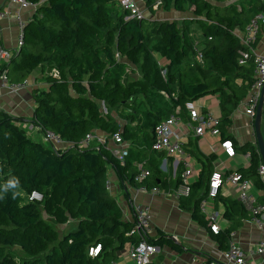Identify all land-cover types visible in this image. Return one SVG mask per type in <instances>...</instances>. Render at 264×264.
Segmentation results:
<instances>
[{"label": "trees", "instance_id": "16d2710c", "mask_svg": "<svg viewBox=\"0 0 264 264\" xmlns=\"http://www.w3.org/2000/svg\"><path fill=\"white\" fill-rule=\"evenodd\" d=\"M138 2L153 15L155 10L174 9L186 16L180 22L147 14L138 18L119 0H45L24 25L21 47L2 64L1 72L6 71L11 83L24 82L41 68L47 87L33 92L31 121L43 136L52 131L66 146L34 139L20 126V118L0 108V264H107L129 243H137L135 220L124 218L118 198L107 188L109 170H115L127 194V184L177 188L179 180L163 174V154L152 146L156 126L187 100L216 95L222 138H233L228 129L234 112L254 81L252 60L239 63L244 48L240 32L255 16L264 15V0ZM195 26L202 32L199 42L193 37ZM263 34L264 20L259 41ZM137 71L140 76H133ZM92 132L108 137L120 133L130 145L124 162L107 143L85 146L82 142ZM187 150L201 168L191 194L180 198V207L225 250L247 211L238 199L220 197L226 203L223 215L233 223L217 234L210 230L200 204L207 197L218 153L204 154L192 139ZM249 150L251 165L238 171L264 189L257 173L260 154L251 141L238 146L241 153ZM139 163L151 172L142 181L136 180ZM12 177L18 178L19 189L3 192ZM14 191L22 194L13 198ZM34 191L43 194V201L30 200ZM70 220L77 225L62 236L51 224ZM147 239L182 247L162 230ZM99 244L98 256L90 255ZM16 247L25 256L18 257L12 251Z\"/></svg>", "mask_w": 264, "mask_h": 264}, {"label": "built area", "instance_id": "2783aa9c", "mask_svg": "<svg viewBox=\"0 0 264 264\" xmlns=\"http://www.w3.org/2000/svg\"><path fill=\"white\" fill-rule=\"evenodd\" d=\"M45 0H41L44 2ZM39 2V3H41ZM39 3H34L29 0H6L0 9V20L15 16L19 25V48L23 44V29L28 19L36 11ZM121 7L128 10L131 16L144 18L146 11L141 8L138 0H119ZM159 4V3H158ZM158 4L155 8L158 7ZM17 6L16 11L14 7ZM25 11H28L30 16H24ZM264 20V15L259 14L255 16L240 32V39L244 46L240 51L239 63L244 65L252 60L254 64V81L251 85L248 96L241 102L245 114L247 115L249 126L254 134V140L251 142L255 147V152L261 156V162L257 167L258 176L264 181V162L255 136V116L261 97L264 98V52L257 51V45L260 44L259 33L261 29V22ZM199 60H202V54L199 52ZM11 59V53L4 46L0 45V80L4 87L9 88L13 92H17L22 87L27 85V80L22 83H11L6 71L1 72L2 64ZM165 73V72H163ZM239 105V106H240ZM185 111L186 116L182 115ZM262 122L264 123V102ZM222 118L221 115H216L213 111L202 110L194 100H187L184 106L176 108L168 118L160 122L154 131V142L152 148L158 153L163 154L161 159L160 169L168 179L179 180L178 187L173 189V192L178 198L187 197L191 194L192 184L197 180L199 169L197 167V160L187 150L189 141L195 140L199 143V139L205 138L207 135L217 137L218 145L213 146V152L218 153V149L226 156L227 159L237 160L236 157L240 154L244 159V165L249 167L252 160V152L249 150L245 153L238 151V139L227 137L222 138ZM230 128V126H229ZM229 130V129H228ZM264 136V134H263ZM44 141H48L55 147L64 146V141L52 131H47L44 134ZM107 143L113 154L124 162L129 154V142L125 141L120 133L113 134L108 137L101 132H92L87 134L83 140L85 146H89L92 142ZM217 161V160H216ZM214 162V171L212 172L209 185L207 189V197L201 201L200 209L204 213L210 230L217 234L222 229L231 226L228 221L227 227L221 223L226 218L223 213L216 209L214 201L222 196H230L232 194L231 187L235 188L237 199L243 204L245 210L249 213L250 221L256 224L259 228L264 229V189L259 188L253 179L245 177L237 169H229L227 163L223 160ZM140 173L136 180L142 181L150 176L149 169H144L143 163H139ZM107 188L111 191L112 182L107 180ZM141 191H150L158 193L161 191L159 187L148 188L145 185L137 187ZM30 200L43 201V194L34 191L30 195ZM133 218L135 225L133 232L137 233L140 240L137 243H129L126 251L122 256L107 264H151L154 256L161 251V246L155 244L147 239L151 231V215L148 207L135 206ZM129 220V219H126ZM235 231L230 234L229 245L227 249L215 252L214 258L208 264H246V255L259 254L264 256V238L259 240L257 244L249 247L245 251L234 240ZM152 237V236H151ZM177 237H173V240ZM101 251V245H97L90 249V255L98 256Z\"/></svg>", "mask_w": 264, "mask_h": 264}, {"label": "crops", "instance_id": "0c3cea01", "mask_svg": "<svg viewBox=\"0 0 264 264\" xmlns=\"http://www.w3.org/2000/svg\"><path fill=\"white\" fill-rule=\"evenodd\" d=\"M5 1L6 0H0V9ZM16 8L17 6L13 8L14 11H16ZM159 12L160 11L153 15V18L159 19V17H157ZM165 12H167L166 14H170L172 16L170 18H163L166 20H177L179 19L178 15L181 14L174 9ZM23 13L27 18L30 16L28 11ZM161 14L164 15L165 13L163 12ZM19 32V25L14 15L0 20V45L9 50L11 58L13 57L14 52L19 49H13L14 45H17L18 43ZM12 50L14 51L12 52ZM42 77L43 73L41 68L35 70V72L27 79V85L22 87L17 92H13L9 88L4 87L0 80V108L13 116L20 118L19 124L26 131V133L34 139L43 142V134L31 121L36 106L33 92L38 88L47 87V83L41 79ZM251 135L253 136L252 140H254V134L252 131ZM218 142L219 140L217 137L207 135L205 138L199 139L198 146L204 154H209L213 152V146L218 145ZM64 146H66V143ZM239 156L242 157L241 154ZM239 156L236 157L237 160H230L227 159L222 151L218 149L217 161L224 160L229 169L247 167L244 165V159H239ZM197 167L200 170L201 164L198 160ZM109 172H111L112 177V180L110 179L112 182L111 193L118 198L121 206L123 207L124 218L129 220L133 218L132 213L134 212L135 206L148 207L151 215L150 235L152 237H156L162 230V232H164L170 240L174 241L178 245H182L181 248H176L169 243L163 244V246H161V251L154 256L151 264H197L198 262H196V258H204L205 260L202 264H208L209 260L215 257V252L220 249L219 245L211 237L210 232L193 219L190 211L184 210L180 207V198L176 196L173 190L168 191L161 189L160 192L155 194L150 191L138 190L134 185L127 184V194L125 193V188L122 187L121 181L115 170L110 168ZM230 187L232 194L230 196H226L225 198L237 200L235 188H232V186ZM232 189H234V192ZM117 192L120 194L123 193L124 196L126 195V201H124V197L123 199H120L116 194ZM221 198H217L214 201V204L216 209L224 213L226 203ZM228 221L230 220L225 219L226 225H223L224 227H227ZM230 222L233 223V221ZM193 226H197L199 228L200 235H198L196 239L190 234ZM201 229L203 232H200ZM234 231L236 232L234 240L238 242V244L245 251H248L249 247L257 244L259 240L264 238V229L259 228L256 224L250 221L248 212H245L243 217L240 219L239 225L234 229ZM173 237H177V239L173 240ZM200 237L203 239L198 240ZM189 251H192V254ZM124 252L120 256H122ZM209 252H211V255ZM246 262V264H264V256L247 253Z\"/></svg>", "mask_w": 264, "mask_h": 264}, {"label": "rangeland", "instance_id": "374dc122", "mask_svg": "<svg viewBox=\"0 0 264 264\" xmlns=\"http://www.w3.org/2000/svg\"><path fill=\"white\" fill-rule=\"evenodd\" d=\"M147 11V10H146ZM156 14H157V10ZM165 13L164 15H162L161 13ZM167 12L160 10L159 15L157 17H159V19H163V18H167V17H172L170 14H166ZM181 13V12H178ZM148 16H150L152 18L153 13L151 11H147L146 13ZM179 19H177V21H182L181 18L185 17V14H180L178 15ZM193 30H195V32L193 33V37L195 39L196 42H199L202 38V32L201 30H199L196 26L193 27ZM17 48H19V44L17 43V45H14V50H16ZM12 50V52L14 51ZM257 51L258 52H264V34L262 36L261 39V44L257 45ZM156 56L160 59L161 56L158 53H155ZM134 74V75H133ZM133 76L137 77L140 76L139 72H135L132 73ZM195 103H197L200 107H202V110H206V111H213L216 115H220L221 111H220V105H219V99L216 95H208V96H203L200 97L196 100H194ZM247 115L245 114V110L243 105H240L234 112L233 115V120H232V124L229 128V132L236 138L238 139L240 144L245 143L246 141H252L253 136L251 135V127L249 126V122H248V118L246 117ZM262 132L264 134V123L262 122ZM46 145H50L51 143L48 141H43ZM195 158V157H194ZM239 159L243 157L239 156ZM196 159V158H195ZM237 166V165H236ZM108 177L109 179L112 180L111 177V172L108 173ZM232 191L234 192V189H232ZM117 196H119L120 199H125V196L123 195V193H116ZM231 200V198H228L227 201ZM126 201V199L124 200ZM43 216L45 218H48V215L43 212ZM223 225H226L225 220H223L221 222ZM51 224L59 231L60 235H64L65 233H67L68 231L74 229L77 225V221L75 220H70L68 223L64 224V225H59L56 224L54 222L51 221ZM200 232H203V230L201 229ZM191 235L194 236V238L196 239L199 234V228L197 226H193V229L190 232ZM203 236V235H201ZM203 239L202 237H200L201 240ZM12 251L18 256V257H23L25 256V254L22 252V250L20 248H13ZM192 254V251H189ZM209 254L211 255V252H209ZM204 258H196V262H198L197 264H202V262L204 261Z\"/></svg>", "mask_w": 264, "mask_h": 264}, {"label": "water", "instance_id": "95a60500", "mask_svg": "<svg viewBox=\"0 0 264 264\" xmlns=\"http://www.w3.org/2000/svg\"><path fill=\"white\" fill-rule=\"evenodd\" d=\"M263 102H264V98L262 96L260 103L258 105V108H257L254 127H255V136H256V139L258 141V145H259L260 152L262 155V159L264 162V136H263V132H262Z\"/></svg>", "mask_w": 264, "mask_h": 264}, {"label": "clouds", "instance_id": "9594fccd", "mask_svg": "<svg viewBox=\"0 0 264 264\" xmlns=\"http://www.w3.org/2000/svg\"><path fill=\"white\" fill-rule=\"evenodd\" d=\"M19 187H20V184H19L18 178L12 177L2 186V191L7 192L9 189L17 190V189H19ZM21 194L22 193L20 191H14L13 198H15L16 196H19ZM0 198H2V197H0Z\"/></svg>", "mask_w": 264, "mask_h": 264}]
</instances>
